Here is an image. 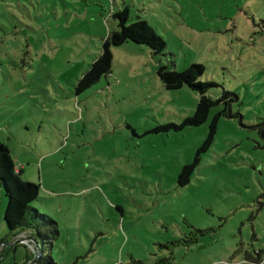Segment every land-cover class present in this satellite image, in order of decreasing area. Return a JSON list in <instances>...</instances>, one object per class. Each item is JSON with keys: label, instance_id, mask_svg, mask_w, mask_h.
<instances>
[{"label": "rangeland", "instance_id": "rangeland-1", "mask_svg": "<svg viewBox=\"0 0 264 264\" xmlns=\"http://www.w3.org/2000/svg\"><path fill=\"white\" fill-rule=\"evenodd\" d=\"M126 7L167 55L112 47L111 75L78 95ZM193 64L210 97L232 96L201 126L152 132L200 100L167 90L160 66ZM218 114L214 143L179 185ZM263 124L264 0H0V143L40 187L32 206L58 224L46 248L57 264H264ZM7 205L0 186V264H31L41 246L26 234L6 243Z\"/></svg>", "mask_w": 264, "mask_h": 264}, {"label": "trees", "instance_id": "trees-1", "mask_svg": "<svg viewBox=\"0 0 264 264\" xmlns=\"http://www.w3.org/2000/svg\"><path fill=\"white\" fill-rule=\"evenodd\" d=\"M118 22V30L109 34L104 42L102 53L91 65L90 69L83 74L76 86L78 95L86 92L99 83L102 78L111 75L113 64L112 47L122 46L125 43H134L148 47L154 56L167 55V43L159 35L148 21L138 17L134 23H130L131 16L128 7L113 13ZM202 65H191L184 71L171 70L168 66H160L158 76L167 90H181L185 86L200 94V100L193 115L188 116L180 125L170 123L160 125L152 130L154 133L181 131L189 127H197L205 124L209 118L210 111L224 102V99L232 96L226 92L223 97L213 99L210 97L209 89L213 83L200 80L204 73ZM220 114L216 115L210 125V131L202 147L198 150L192 163L185 165L178 177V183L186 186L190 183L197 166L200 163L201 154L207 151L214 143ZM264 138V124L259 129ZM0 186L6 190L8 205L5 212V223L10 235H16L24 231H31L33 238L39 241L41 255L35 264H57L53 257L47 253L46 248L53 246V241L58 239V224L50 217L42 215L32 204L40 197V187L34 183L25 182L16 172L9 148L0 143Z\"/></svg>", "mask_w": 264, "mask_h": 264}, {"label": "crops", "instance_id": "crops-1", "mask_svg": "<svg viewBox=\"0 0 264 264\" xmlns=\"http://www.w3.org/2000/svg\"><path fill=\"white\" fill-rule=\"evenodd\" d=\"M17 168V167H16ZM18 169V168H17ZM20 169V168H19ZM21 234H26V235H28V239L29 238H33V233L31 232V231H24V232H21V233H18V234H16V235H10V236H8V238H7V242L6 243H8L9 242V240H14V239H18V237L20 236ZM31 240V239H30ZM32 241V240H31ZM34 242V241H33ZM6 243H4V244H6ZM18 242H14V241H12V242H10V247H11V249L13 250V251H16L17 250V248L20 246V245H22V244H17ZM3 244V245H4ZM17 244V245H16Z\"/></svg>", "mask_w": 264, "mask_h": 264}, {"label": "water", "instance_id": "water-1", "mask_svg": "<svg viewBox=\"0 0 264 264\" xmlns=\"http://www.w3.org/2000/svg\"><path fill=\"white\" fill-rule=\"evenodd\" d=\"M29 239H31L32 241H34L36 244H39V243H38L39 241L36 240L35 238H29ZM40 253H41V250L39 249L38 252H37V256H36V258L32 261L31 264H35V263H36V261H37L38 258H39Z\"/></svg>", "mask_w": 264, "mask_h": 264}, {"label": "built area", "instance_id": "built-area-1", "mask_svg": "<svg viewBox=\"0 0 264 264\" xmlns=\"http://www.w3.org/2000/svg\"><path fill=\"white\" fill-rule=\"evenodd\" d=\"M16 172H20V169H19V168H18V169L16 168ZM28 243H29V242H28ZM28 243H27V244H28ZM28 245H29V244H28ZM33 250L35 251V248H34V247H33Z\"/></svg>", "mask_w": 264, "mask_h": 264}]
</instances>
